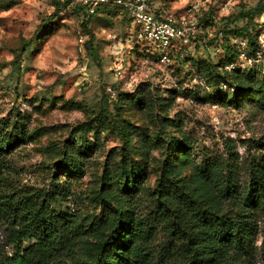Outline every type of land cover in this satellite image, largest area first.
<instances>
[{"label": "rangeland", "instance_id": "374dc122", "mask_svg": "<svg viewBox=\"0 0 264 264\" xmlns=\"http://www.w3.org/2000/svg\"><path fill=\"white\" fill-rule=\"evenodd\" d=\"M72 1L0 0V190L35 199L53 181L68 183L66 201L51 206L87 227L100 217L96 193L108 164L119 174L134 173L126 207L143 215L154 205L173 137L187 144L188 161L179 169L187 179L209 159L228 158L229 142L249 203H260L264 184L249 186V174L264 166V0H151L152 7L161 3L162 16L180 14L193 2L197 18L215 12L197 40L165 62L133 51L128 18H86ZM257 1L263 10L249 24L250 42L233 32L248 21L233 20L242 6ZM87 31L94 35L93 52L85 44ZM117 55L125 61L122 77L113 70ZM102 114L105 131L75 133L99 127ZM125 121L131 125L127 137ZM64 161L78 168L64 169ZM259 227L264 231L263 219ZM5 229L0 222V251L10 253ZM103 235L87 239L82 259L89 261ZM119 239L121 247L124 235ZM261 239L256 237L255 264H264Z\"/></svg>", "mask_w": 264, "mask_h": 264}, {"label": "trees", "instance_id": "16d2710c", "mask_svg": "<svg viewBox=\"0 0 264 264\" xmlns=\"http://www.w3.org/2000/svg\"><path fill=\"white\" fill-rule=\"evenodd\" d=\"M258 4L257 1L250 7L242 6L233 20L248 21L234 27L233 32L250 42L249 24L253 15L263 10ZM71 6L86 18L110 14L128 18L126 11L114 6H99L93 14L86 12L80 0L72 1ZM161 6L160 3L154 7L157 17H162ZM205 13L206 18L203 14L198 18L203 23L201 31L214 20L215 12L208 9ZM87 35L85 44L93 52L94 35L89 31ZM177 48L183 49L179 45ZM133 51L146 53L139 45ZM100 118L103 121L96 129L90 127L91 118L90 126L75 133L105 131L107 119L103 114ZM130 127L125 121L123 136L130 135ZM139 136L145 142L146 137ZM186 146L183 139L168 137L167 157L162 159L154 205L143 215H136L126 207L130 204L128 193L134 189L135 181L131 180L134 173L119 174L108 164L100 179L101 189L96 193L100 217L87 227L79 226L71 215L57 213L51 206L52 202L66 201L68 183L58 185L53 181L47 191L36 193L35 199L0 190V222L6 228V246H11L10 253L0 251V264H255L256 237L260 234L259 252L264 257V231L259 227V220L264 222L263 197L260 203H249L248 186L239 176L237 154L227 141L224 149L228 158H211L195 174L183 178L179 169L188 161ZM62 166L69 171L78 168L67 161ZM249 181V186L255 182L264 184L263 165L250 171ZM101 231L104 235L93 244L89 261L82 259L80 253L87 239ZM122 234L124 244L118 247ZM25 241H28L26 246Z\"/></svg>", "mask_w": 264, "mask_h": 264}, {"label": "built area", "instance_id": "2783aa9c", "mask_svg": "<svg viewBox=\"0 0 264 264\" xmlns=\"http://www.w3.org/2000/svg\"><path fill=\"white\" fill-rule=\"evenodd\" d=\"M80 1L85 5L88 14H93L99 6H114L120 8V11H126L134 44L162 62L168 61L170 53L177 45L183 49L190 47L203 26L197 18L199 5L196 2L188 4L180 14L157 17L148 0ZM124 63L121 55L115 56L113 70L118 77H122Z\"/></svg>", "mask_w": 264, "mask_h": 264}, {"label": "clouds", "instance_id": "9594fccd", "mask_svg": "<svg viewBox=\"0 0 264 264\" xmlns=\"http://www.w3.org/2000/svg\"><path fill=\"white\" fill-rule=\"evenodd\" d=\"M201 83H202V81H201Z\"/></svg>", "mask_w": 264, "mask_h": 264}]
</instances>
